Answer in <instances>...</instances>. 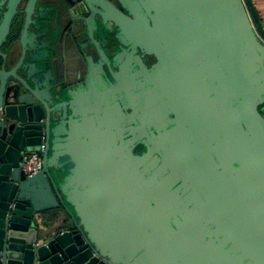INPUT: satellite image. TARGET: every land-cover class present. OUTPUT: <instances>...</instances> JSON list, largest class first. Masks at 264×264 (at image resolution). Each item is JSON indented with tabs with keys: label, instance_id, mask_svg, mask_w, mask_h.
Listing matches in <instances>:
<instances>
[{
	"label": "water",
	"instance_id": "95a60500",
	"mask_svg": "<svg viewBox=\"0 0 264 264\" xmlns=\"http://www.w3.org/2000/svg\"><path fill=\"white\" fill-rule=\"evenodd\" d=\"M57 1L0 0V264H264L252 1ZM59 208L69 224L46 234Z\"/></svg>",
	"mask_w": 264,
	"mask_h": 264
},
{
	"label": "flooded vegetation",
	"instance_id": "af4514ba",
	"mask_svg": "<svg viewBox=\"0 0 264 264\" xmlns=\"http://www.w3.org/2000/svg\"><path fill=\"white\" fill-rule=\"evenodd\" d=\"M23 2V0H21ZM63 5L65 7L68 6V2L70 3V0H62ZM107 2L111 3L112 5L116 6L117 8H119L121 11L125 12V10L119 5L117 0H107ZM49 3L52 4H56L58 3L57 0H49ZM58 9L60 10V8L58 7ZM2 11H3V6L0 9V18L2 16ZM71 11V15L72 16H85L88 15V10L86 8V6L84 5L82 0H79L77 2L74 3V5L71 7L70 9ZM81 30H76V32L73 33V35H76V39H80L83 37V35L80 32ZM72 34H69L67 39L69 43V54H70V58L68 60H64V66L65 69H68L69 71L72 72V79L69 81L71 83H75L78 80H81L84 76V72H85V60L83 58V55L81 54V52L79 51V49L76 47V45L74 44V39L71 37ZM93 51V48H91ZM155 59L148 55L146 58V63L149 65L150 63H152ZM141 146H137V148L139 149Z\"/></svg>",
	"mask_w": 264,
	"mask_h": 264
},
{
	"label": "crops",
	"instance_id": "0c3cea01",
	"mask_svg": "<svg viewBox=\"0 0 264 264\" xmlns=\"http://www.w3.org/2000/svg\"><path fill=\"white\" fill-rule=\"evenodd\" d=\"M259 18L260 24L264 29V0H251ZM42 219L46 221V234H51L58 228L69 224V218L65 212L59 208L44 213Z\"/></svg>",
	"mask_w": 264,
	"mask_h": 264
},
{
	"label": "built area",
	"instance_id": "2783aa9c",
	"mask_svg": "<svg viewBox=\"0 0 264 264\" xmlns=\"http://www.w3.org/2000/svg\"><path fill=\"white\" fill-rule=\"evenodd\" d=\"M44 148L40 145L39 151L25 152L20 161L21 170L26 177L32 176L41 169V150Z\"/></svg>",
	"mask_w": 264,
	"mask_h": 264
}]
</instances>
